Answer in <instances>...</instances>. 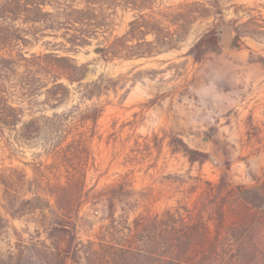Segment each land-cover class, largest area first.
Listing matches in <instances>:
<instances>
[{"label": "rangeland", "instance_id": "obj_1", "mask_svg": "<svg viewBox=\"0 0 264 264\" xmlns=\"http://www.w3.org/2000/svg\"><path fill=\"white\" fill-rule=\"evenodd\" d=\"M192 1L167 0V4ZM216 2L224 8L225 23L212 18L195 24L178 50L113 62L103 61L94 47L77 53L58 51L86 66L84 83L101 75L125 78L122 88L98 101L82 100L74 93L57 108L37 104L32 112L26 111L30 119L29 115L51 117L84 112L94 105L104 107L98 134L90 145L86 197L74 218L83 243L98 247V238L109 223L110 197L104 192L109 188L131 190L113 201L116 218L132 222L140 215L162 214L170 208L193 209L201 200L203 181L217 184L224 180L231 186L253 188L256 179H264V0ZM132 19V13L119 10L114 34L124 35ZM216 25L219 49L195 62L189 50ZM237 35L238 45H233ZM46 41L55 42L45 38L27 50L43 52ZM170 136L179 137L206 157L191 162L185 153L172 152ZM48 148L42 139L25 144L6 142L0 136L3 257L20 241L29 245L38 238L45 240V232L55 222L56 198L51 193L65 173L54 164ZM94 193L103 196L94 198ZM259 236L264 241V231ZM249 264H264V251L255 254Z\"/></svg>", "mask_w": 264, "mask_h": 264}, {"label": "trees", "instance_id": "obj_2", "mask_svg": "<svg viewBox=\"0 0 264 264\" xmlns=\"http://www.w3.org/2000/svg\"><path fill=\"white\" fill-rule=\"evenodd\" d=\"M213 1L0 0V136L6 142L25 144L42 139L54 164L65 173L51 193L56 198L55 222L45 232L46 239L29 245L20 241L6 257L0 255V264H249L255 254L263 253L259 235L264 231V179L259 178L253 188L231 186L224 180L203 181L201 200L193 209L170 208L162 214L140 215L132 222L116 218L113 201L131 190L109 188L104 191L110 197L109 223L98 247L83 243L74 218L86 197L90 145L104 107L26 119V111L32 112L37 104L57 108L74 93L82 100L98 101L123 87L122 76L101 75L84 83L86 66L58 51L77 53L94 47L103 61L113 62L178 50L195 24L212 18L225 23L224 8ZM119 10L132 13L133 18L121 36L114 34ZM45 38L55 42H43L45 50L40 53L27 50ZM238 41L237 35L233 45ZM219 47L216 25L194 43L189 54L202 62ZM169 138L172 152L185 153L191 162L206 157L179 137Z\"/></svg>", "mask_w": 264, "mask_h": 264}]
</instances>
